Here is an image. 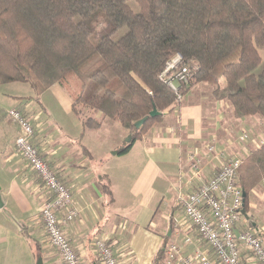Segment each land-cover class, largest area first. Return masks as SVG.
Wrapping results in <instances>:
<instances>
[{
  "label": "trees",
  "instance_id": "1",
  "mask_svg": "<svg viewBox=\"0 0 264 264\" xmlns=\"http://www.w3.org/2000/svg\"><path fill=\"white\" fill-rule=\"evenodd\" d=\"M260 50L264 0H0V86L28 84L39 101L59 85L84 130H99L110 120L130 134L118 155L127 154L166 111L181 108L159 80L177 54L195 68L184 96L197 86L211 87L213 99L229 103L237 120L258 117L264 123ZM154 109L160 115L136 129ZM238 176L247 213L253 190H264V144L250 151ZM102 190L113 201L107 184ZM165 245L153 264H163Z\"/></svg>",
  "mask_w": 264,
  "mask_h": 264
},
{
  "label": "crops",
  "instance_id": "2",
  "mask_svg": "<svg viewBox=\"0 0 264 264\" xmlns=\"http://www.w3.org/2000/svg\"><path fill=\"white\" fill-rule=\"evenodd\" d=\"M224 103L215 101L209 110L198 109L199 115L190 113L189 107L182 104L177 122L173 119L170 127H158L154 131L155 126L139 140V147L128 152L131 157L125 172H112L110 184L116 192V196H112L113 201L102 190L106 181L105 165L93 163L91 151L90 156L83 154L80 148L75 149L74 158L70 160L71 168L68 171L63 169V174L55 170L73 192L74 205L80 211L74 221L65 225L64 232L83 264H100L93 247L97 237L105 238L120 260L122 258L119 255L124 256L126 264L139 263L147 252L144 251L147 236L155 233L156 228L162 233L161 246L175 242L170 239H181L173 221L174 217H178L174 195L177 193V198L179 188L186 190L188 187V155L193 152L204 155L207 147L205 143L211 140L224 145L221 147L227 148L231 154L237 153L233 148L234 136L238 134L232 133L233 129L236 131L237 125L227 127V121L225 136L218 134L225 127V115L222 112ZM191 111L195 109L191 108ZM170 115L169 112L164 113L165 117ZM249 119H252L250 123L253 126H259L255 118ZM247 120L237 122L243 124ZM36 131L37 146L55 169L58 155H54L38 127ZM18 134L19 128L15 131V140ZM260 139L255 138L256 141ZM15 140L11 149L2 151L5 162L0 161V186L4 202V207L0 208V264H37L40 258L38 252L42 254L44 264H57L58 253L50 246L40 221L41 207L46 198L43 186L24 164ZM256 141H249L247 148L242 147L241 151L257 148ZM160 210L164 214L161 216L160 213L161 222L156 223ZM120 213L129 215V220L120 224L115 220L111 222L114 216L120 217ZM30 240L38 244V249Z\"/></svg>",
  "mask_w": 264,
  "mask_h": 264
},
{
  "label": "built area",
  "instance_id": "3",
  "mask_svg": "<svg viewBox=\"0 0 264 264\" xmlns=\"http://www.w3.org/2000/svg\"><path fill=\"white\" fill-rule=\"evenodd\" d=\"M194 78L195 68L180 54L167 62L159 76L178 103L184 101L182 91ZM8 114L19 128L17 151L27 168L40 178L46 195L40 221L50 246L58 253L57 264H83L64 232L65 225L80 214L73 192L48 160L41 157L36 127L28 113L11 109ZM247 139L248 134L240 135V141L247 144ZM259 141L264 144V137ZM248 154H231L225 147L208 145L204 155H188V187L179 188L176 200L182 216L173 219L181 239L166 243L163 264H264V229L254 227L242 213L244 191L238 171ZM93 247L100 264H123L105 238L97 237Z\"/></svg>",
  "mask_w": 264,
  "mask_h": 264
},
{
  "label": "rangeland",
  "instance_id": "4",
  "mask_svg": "<svg viewBox=\"0 0 264 264\" xmlns=\"http://www.w3.org/2000/svg\"><path fill=\"white\" fill-rule=\"evenodd\" d=\"M123 33L124 29L121 28L119 35ZM260 55L263 59L264 64V50H260ZM36 97L37 96L35 95L34 91L28 84L12 83L0 86L1 163L5 160V155L2 153V151L4 149L12 148V145L15 140V131L18 129L17 124L9 116L8 112L12 108L22 110L28 113V116L32 121L33 125L40 129V132L44 136L54 155H58V159L55 162L56 167L54 170L60 172L61 174L64 173L63 169H66L65 171H68V169L71 168L72 164L70 160H73L74 158L73 153L75 152V149L79 150L80 147L78 144L81 143L84 147L91 151V153H93V163L105 165V184L109 185L111 195L115 197L116 192L113 186L110 184V179H112L114 172L122 174V172H125V168L129 166L131 153L125 155H118V150L122 146H126L130 143V134L119 124L114 123L110 120H105L99 130H84L82 124L74 118L71 112L70 96L59 85L53 86L44 94H42L39 98V101L35 99ZM214 102L215 101L212 97L211 87L197 86L193 88L187 96H185L184 101L182 103L184 107H189L188 110L190 113H195L199 115L201 113L198 109H202L205 111L209 110V108L212 107ZM224 105L225 108L222 112L225 115V125H223L225 127H223L222 130L218 132V134L219 136H225V132H227V127L229 125L234 126L236 124V131H234L233 129L232 133L235 132L238 135L234 136L235 147L233 149L235 150V152H237L236 154H239L241 156H243V153L248 154L246 151H241L242 147L244 145H247L248 143L246 144L245 141H240V135L242 133L248 134V141H256L255 138H263L264 123L258 117H256L254 120L258 122V127L253 126V124L250 123L252 119H248L246 122L241 124L235 119L232 106H230V104L227 102H225ZM191 108H194L195 111L192 112ZM181 109L182 108H179L167 117H165L163 114L161 122L154 128V131L158 130L159 128L164 129L166 127H170L173 119L177 122L181 115ZM165 113L168 112L166 111ZM226 122L228 124L227 127ZM252 127H254L255 129H252ZM256 142V147L260 146L261 141L258 140ZM137 144L138 141L133 144L131 149L133 150L137 146ZM205 145H213L216 147L224 146L218 143L216 140H211V142L205 143ZM138 147L139 146H137L136 148ZM252 150H254V148ZM185 152L186 151H183V153ZM176 194L177 193H175L174 195V202L176 206L175 213L178 216H182L181 211L177 209ZM263 197L264 190L262 188L254 189L250 195V201L247 211V216L249 217L250 222L256 224V228L260 229H264ZM160 213L161 216H163L162 214H164L162 210L159 211V217L155 220L156 223L159 222L161 219ZM120 214V217L114 216L113 219H111V222L115 220L117 223L120 224L121 222H126V220H129V215L124 216V213ZM167 214L168 211H166V215ZM243 221H246L245 217H243ZM108 233H110V230H108ZM148 235L149 236H147V245L144 249V251L147 252L143 254L142 258L137 264H153L154 257L156 256L159 249L162 248V233H160V229L157 230L156 228L155 233H149ZM172 240L178 242L177 239H170V241ZM139 246H141V248L143 247L142 244H140ZM119 256L122 258L123 261H121L123 262V264H126L124 256L122 254H120Z\"/></svg>",
  "mask_w": 264,
  "mask_h": 264
},
{
  "label": "water",
  "instance_id": "5",
  "mask_svg": "<svg viewBox=\"0 0 264 264\" xmlns=\"http://www.w3.org/2000/svg\"><path fill=\"white\" fill-rule=\"evenodd\" d=\"M160 115V113L158 112V110L154 109L148 116L138 120L134 126L136 129H141L144 124L150 119V118H156ZM244 198H245V194H243ZM4 207V202H3V199H2V195H1V186H0V208H3ZM242 213L243 215L246 217L247 220H249V217L247 216V213H246V210L243 209L242 210ZM252 225L255 227L256 224L252 223ZM37 264H44V260L42 257H40L37 261Z\"/></svg>",
  "mask_w": 264,
  "mask_h": 264
}]
</instances>
